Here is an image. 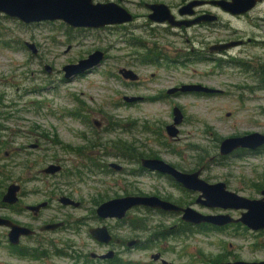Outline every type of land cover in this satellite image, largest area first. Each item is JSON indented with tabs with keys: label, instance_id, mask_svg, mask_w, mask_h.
<instances>
[{
	"label": "rangeland",
	"instance_id": "374dc122",
	"mask_svg": "<svg viewBox=\"0 0 264 264\" xmlns=\"http://www.w3.org/2000/svg\"><path fill=\"white\" fill-rule=\"evenodd\" d=\"M94 1L117 2L140 17L125 26L69 31L63 21L25 24L0 13V192L24 174L30 204L49 198L58 202L66 192L85 204L74 212L78 221L94 213L96 201L128 194L164 195L194 203L197 194L184 193L156 175L159 173L143 170L135 159L127 157L125 147L131 145L183 170L205 165L203 177L207 181H223L240 195L260 198L264 150L223 157L220 143L227 137L264 133V88L253 72L245 69V65H264V4L245 17L220 12L215 30L201 26L166 30L151 24L145 3L164 2L177 11L183 0ZM249 38L251 42L229 51L209 52L212 44ZM26 41L37 45V55L27 48ZM96 50L106 53L96 70L66 79L65 65L77 63ZM149 51L155 52L152 58L159 54L165 57L156 64L148 62L145 57ZM47 65L52 72L47 71ZM124 67L137 72L140 81L124 79L119 72ZM185 84H202L219 91L167 94ZM125 96L144 99L127 103ZM175 106L181 108L184 122L179 126V138L172 141L166 126L173 123ZM111 162L123 169H111ZM51 163H61L63 170L54 176L42 175L41 181L32 179L33 174H44L42 169ZM98 163L105 168L93 167ZM69 170L75 174L68 177ZM78 170L82 174H77ZM194 206L203 213L225 212ZM58 212L63 211L48 210L43 221ZM138 213L132 211L129 218L134 221L132 215ZM0 214L10 215L2 209ZM232 215L240 217L239 211ZM174 217L162 221L142 215L146 229L136 235L146 243L126 250L121 264H160L151 257L158 251L174 264L264 260V234L240 224L221 231L206 226L179 233L175 227L178 218ZM77 226L73 232L70 228L47 235L43 248L52 250L53 241L67 239L66 243L57 242L59 249L68 247L72 240L77 250H103L88 226L81 222ZM124 230L127 237L134 233L129 227ZM5 232L0 229V264H87L80 256L76 260L57 255L33 260L18 255L9 248ZM155 233L156 239L151 240ZM27 245L38 248L36 241Z\"/></svg>",
	"mask_w": 264,
	"mask_h": 264
},
{
	"label": "water",
	"instance_id": "95a60500",
	"mask_svg": "<svg viewBox=\"0 0 264 264\" xmlns=\"http://www.w3.org/2000/svg\"><path fill=\"white\" fill-rule=\"evenodd\" d=\"M258 1L261 0H214V4L232 14H243L251 10ZM205 1H193L181 8V15H193L194 7L201 5ZM152 13L150 19L156 22H169L173 26L187 25L199 23L203 20L216 18L213 15H204L194 20L177 21L171 13L169 6L165 3H157L151 5ZM0 13L11 18L20 20L25 24H34L40 22L63 21L74 28H93L100 29L111 25H120L134 21V15L127 8L117 2H96L94 0H0ZM244 43V40H232L213 46L212 50L224 51L233 47H237ZM26 46L35 55L39 50L33 42L26 41ZM105 60V52L96 50L87 57L80 59L77 63L67 64L63 67L66 79H72L77 75L91 72L94 68L99 67ZM48 72H52L53 68L46 66ZM120 74L129 80H138L139 75L130 68H121ZM214 89L202 84H185L181 87H173L168 90L170 95L176 93H206L213 94L218 92ZM141 96H125L124 100L129 103H137L143 101ZM173 123L167 125L166 130L171 140L179 138V126L184 122V114L179 106L173 109ZM264 146V133L252 132L244 135L232 136L224 138L220 143V155L229 156L238 149L256 150ZM141 166L151 171H158L163 174H169L175 181L182 184L185 188L198 192V203L209 208L242 209L244 212L240 218H234L230 214H204L196 210L192 206L182 207L174 202L165 200L157 195H126L113 198L103 202L98 208V215L103 218H119L126 216L127 212L136 206H147L151 208H159L167 211L182 212L183 219L192 224L209 223L216 226H225L231 223H239L248 226L252 230L264 229V189L261 190L260 198H249L228 189L227 183L223 181L210 183L202 177V170L194 172H185L179 170L171 163L160 159L144 157L141 159ZM116 171H121L123 166L118 163H111ZM63 170L60 163H51L42 169L44 174H58ZM17 185H11L4 196V202L15 203L17 201ZM60 202L64 204H72L79 206L80 203L68 196H62ZM48 202H43L31 209H40L47 206ZM62 223L47 226L48 229H54L61 226ZM0 226L11 227L10 240L17 243L23 234H31V230L27 227L19 226L12 220L0 216ZM94 239L109 243L112 235L106 226L92 228L90 230ZM138 241H131L133 245ZM103 258L113 257V252L103 255ZM154 258H158L155 255ZM165 264H173L166 261ZM219 264H264L263 261H225Z\"/></svg>",
	"mask_w": 264,
	"mask_h": 264
},
{
	"label": "flooded vegetation",
	"instance_id": "af4514ba",
	"mask_svg": "<svg viewBox=\"0 0 264 264\" xmlns=\"http://www.w3.org/2000/svg\"><path fill=\"white\" fill-rule=\"evenodd\" d=\"M193 1H198V0H183V2L178 6L177 11H175L174 8H172L169 4H167V3H165V4L169 6V9L171 10V13L175 16V19L177 21L194 20V19H197L198 17L204 16V15H208V14L216 16L217 19L216 18H213V19H210V20L206 19V20H203V21H201L199 23L193 24L191 26H187V25L173 26L169 22H156V21H153L152 19H150V17H149V15L152 13L151 5L152 4H157V3H164V2H159V1L151 2V3L148 2V3H145V8H147V10H148L147 16H148V19L151 21V24L153 23L154 25L162 26L166 30H169L171 28L188 29L190 27H196V26L205 27V29H207V30H215L218 27V25H219V23L221 21L220 12H223V13L228 14V15L233 16V17H245V16H248L252 11L256 10L260 5L264 4V0H261V1H258L256 3V5L251 10L247 11L246 13H243V14H232L230 12H227V11L223 10L221 8V6H219L217 4H214L212 2L214 0H200V1H205V3L195 6L193 8L194 12H195L193 15H181V13H180L181 8L183 6H185V5H187L188 3L193 2ZM133 15H134V20H137V18L140 17V15H138V14H133ZM133 22L124 23V24H120V25L125 26V25L133 23ZM111 26H113V25H111ZM150 29L153 30V31L156 30L154 27H151ZM152 35H153V33H152ZM241 40H243V39H241ZM251 41H252V39L249 38L248 40H244L243 44L249 43ZM220 43L221 42L210 45L209 46V52L210 53H222L224 51H229L230 49H232V48H230V49L224 50V51H218V50H212L211 49L213 46H215L217 44H220ZM243 44H241V45H243ZM142 45L147 47L146 44H142ZM241 45H239V46H241ZM202 52L205 53L206 51L202 50ZM158 56L160 57V59L162 57H165L162 54H159ZM206 57H207V55H206ZM105 58H106V53H105ZM207 58H213V56H208ZM245 66H246L247 70H251L253 72L254 77H256L258 80H260L262 77H264V65H261L260 68L258 66L257 67L248 66V65H245ZM96 69H97V67L94 68L92 71H94ZM88 72H86V73H88ZM83 74H85V73H83ZM83 74H80V75H77V76H81ZM77 76H75V77H77ZM139 79H140V76H139ZM139 79L135 80L134 82H139L140 81ZM126 80H128V79H126ZM131 81H133V80H131ZM167 94H169L168 91H167ZM176 94H179V93H176ZM173 95H175V94H173ZM127 103H129V102H127ZM95 123L99 124L96 121H95ZM179 134H180V132H179ZM263 150H264V146H262V147H260V148H258L256 150H249V149H243L242 148V149H238L237 151H235L234 154L235 153H254L255 154V153H261V152H263ZM121 155H122V153L119 152L118 156H121ZM144 157L159 158V157H157L155 155L143 156V157L140 158V162H138L140 164V166H141V159L144 158ZM160 159H162V158H160ZM111 163H113V162H111ZM111 163L109 164V167L111 169H113V167H111ZM172 165H174V164H172ZM174 166L176 168H178L179 170H182V171H185V172H194L196 170L201 169L202 170V177H203V171L206 168L205 165H201L198 168H194V170L187 171V170H183L178 165H174ZM141 168L143 170L148 171V172L159 173V174H156V175L164 177V178L170 180L171 182H173V184L175 186H178L180 189H182L184 193H188V194H192V195L197 194V197L195 198L194 203H192L190 201H189V203H185L184 201L183 202L174 201L170 197L164 196V195H160V196L157 195V196H159V197H161V198H163L165 200L174 202L177 205L182 206V207L192 206L194 208L195 207L194 204H199V205H201V206H203L205 208H209V207H206V206L202 205L201 203L197 202V199L199 198V193L198 192H195V191H192V190H189V189L185 188L182 184H180L177 181H175L174 178L171 177V175L163 174V173H160L158 171H151V170L143 168L142 166H141ZM42 175L54 176V175H57V174H53V175H51V174H33L32 179L33 180H37V181H41L39 179V177H43ZM27 183H28L27 178L24 177V174H22L21 178L14 179L11 183H9V185L6 187L5 190H2L0 192V209L7 210L10 213V215L0 214V216L12 220L14 223H16L19 226H23V227L29 228L32 233L31 234H23V235H21L20 238H19V241L17 243H13L10 240L11 227H9V226H0V229H4L6 231L5 233H6V236H8L7 240H8V244H9V248L10 249H13L14 251H16L18 253V255H21V256H24V257H27V258H31L33 260H36V259L37 260H45L48 257H50V256L52 257L54 255L63 256L64 258L71 259V260H76L77 256H80V257L86 258V263L87 264H121L120 261H121L122 258H124V254H125L126 250H130L131 251V250L140 248L143 244L146 243V241H143L141 238L138 237V235H136L137 231H140L141 229H144V230L146 229L145 228L146 219H144V218L141 219L142 215H144L145 217H148V218H152V219H160L162 221L166 220L167 218H172L173 219V218H175L174 216H176L178 218V220L174 219V220H177L176 223H175V227L178 226V229L176 230L174 228H171V230L172 231L176 230L179 233H183V232L184 233L185 232L189 233V231L192 230V229H201V228H205L206 226H209L210 228H213V229H215L217 231L218 230L221 231V230H224V229H226V228H228V227H230L232 225H238V224L243 225L241 222H239V223H231V224H228V225H225V226H216V225H212V224H208V223L192 224V223L187 222V221H185L183 219V217H182L183 213L182 212L167 211V210H163V209H159V208H151V207H147V206H143V205L133 207L132 209H130L127 212L126 216L124 218H122V219H119V218L103 219V218H101L98 215L97 208L103 202H105L107 200H110V199H113V198L122 197V196H116V197L107 199V200H105V201H103L101 203L99 201H96L97 205H96L94 213L92 215L88 216V217L85 216L83 218H80L79 221H78V219L75 218V216H74L75 215L74 212H75V210L83 208V206H85V204L82 201L76 200L71 194H67L66 195V194H64L66 192H63L62 193L63 195H60L58 197V199H57L58 202H53L52 200H54V199L49 198L48 200L44 199V200H42L40 202L30 204L27 201L28 193L25 190L26 189L25 186H26ZM11 185H17L18 188H19L18 191H17V201L15 203L4 202V196L7 193L9 186H11ZM35 191L39 192V189L37 188ZM128 195H145V194L141 193V194H128ZM62 196H68L71 199L79 202L80 205L79 206H74L72 204L61 203L60 202V198ZM124 196H126V195H124ZM43 202H48L47 206L42 207V208H40L38 210L37 209H31V207L38 206V205H40ZM210 209L213 212H215L216 210L225 211V212L204 213V214H230L234 218H240L242 216V213L244 212V210H242V209H239V210H236V209L224 210L222 208H209V210ZM48 210H50L51 212H54V211H57V210H61L63 212H61V213L58 212L59 215H57V216L53 215L52 217H50V218L46 219L45 221H43V219L45 217V212H47ZM132 211L140 212L138 214H134V216L132 215L134 221L131 220L132 218H129V216H130ZM237 211H239L240 217H235V216L232 215V213H236ZM201 213H203V212H201ZM137 216H139V217H137ZM77 222H81L84 226H88L89 223H90V225L88 226L89 227L88 228L89 232H90V230L92 228L106 226L109 229V232L112 235V239L110 240L109 243H103V242H100V241L95 239L96 242H97L96 244L99 247L103 248L102 251H89V252H86V251L77 250L76 249V244L72 240H70V242H67L68 243L67 244L68 247H66V248H68L69 250H65L66 248L65 249H59L58 246H57L59 243H57V242L66 243L67 239H62L60 241H57V240L53 241V243H51V245H50V247L53 248L52 250H46V249L43 248L42 243L46 241L45 238L47 237V235H49V234L58 235L60 233H63L66 230H69L70 228H73L71 230V232L76 231L77 228L79 227V226H77ZM59 223H62V225L57 227V228H54V229H48L47 228V226H49V225H56V224H59ZM92 224H93V226H92ZM160 225H163L162 222H160ZM125 227H129L130 230H132V229L134 230L133 231L134 233L131 234L132 235L131 237H127L125 235V230H124ZM245 227H247L251 231H254L255 233L264 234V229L263 230H252L246 225H245ZM90 234H91V232H90ZM157 235H158V233L152 234L151 240L154 239V238L156 239L155 236H157ZM91 236H92V234H91ZM72 238H75V237H72ZM135 240H137L138 242L133 244V245L129 244L131 241H135ZM28 241H36V243L38 245V248H34V247L30 248L31 246L27 245ZM111 251L113 252V257H106V258L102 257L103 255H107ZM155 255H158V258H154ZM151 257H152V259L155 262L160 263V264H165V260L168 261L164 257L162 251L161 252L158 251L157 253L152 254ZM260 261H263V260H260ZM221 262H223V261H221Z\"/></svg>",
	"mask_w": 264,
	"mask_h": 264
},
{
	"label": "trees",
	"instance_id": "16d2710c",
	"mask_svg": "<svg viewBox=\"0 0 264 264\" xmlns=\"http://www.w3.org/2000/svg\"><path fill=\"white\" fill-rule=\"evenodd\" d=\"M67 25H68V24H67ZM68 30H69V31L74 30V27L68 25ZM152 54H155V52H153V51H152V52L149 51V52L146 54L145 59H146V58L150 59V60H146V61H148V62H155V63L159 62L160 57L157 56V57H153V58H152V56H153ZM145 59H144V60H145ZM245 69H246V66H245ZM260 82L262 83V88H264V77H262V78L260 79ZM127 145H128V144H127ZM125 149H126L125 151H126L127 154H128L127 157H131V158L135 159L137 162H140V158H141V157L146 156L144 153L137 151V149H136L135 147L131 146V145L126 146ZM262 149H263V148H262ZM132 153H135V154H132ZM93 167H95V168H101V167H103V164H101V163L99 164V163H98V164L93 165ZM95 168H94V170H95ZM103 168H105V167H103ZM103 168H101V169H103ZM63 174H65V173H63ZM67 174H69L68 177H70L71 175H74L75 173H73L72 171L69 170ZM77 174H82V171L78 170V171H77Z\"/></svg>",
	"mask_w": 264,
	"mask_h": 264
}]
</instances>
